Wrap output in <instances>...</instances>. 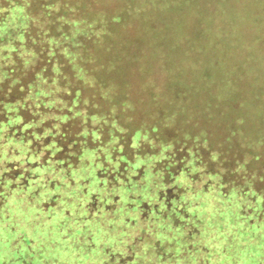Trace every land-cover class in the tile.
Masks as SVG:
<instances>
[{
  "label": "trees",
  "instance_id": "16d2710c",
  "mask_svg": "<svg viewBox=\"0 0 264 264\" xmlns=\"http://www.w3.org/2000/svg\"><path fill=\"white\" fill-rule=\"evenodd\" d=\"M226 3L232 6L233 1L0 0V145L9 143L11 149L15 147L19 152L26 148L29 154L37 153L41 145L38 138L52 126L51 115L68 117L66 122L58 124V129L71 141H76L79 135L72 129L84 121L89 126L87 131L103 132L105 128V133L109 128V135L116 136L117 143H123L117 130L121 133L123 120L134 115L130 118L134 121L129 124L132 134L125 144L131 145L136 128L144 125L148 130L156 125L159 131L154 139L149 137L146 143L147 136L139 135L135 145L138 148L150 145L152 149L148 150L153 156L141 159L138 148L125 146L130 158L128 165L123 166L115 163L119 159L117 155L107 151L103 170L119 174L110 183H124V178L139 183L143 190H137L133 197L144 199L141 195L154 188L159 197L152 200L148 196L141 209L155 207L156 203L163 208L174 205L185 212V208L191 211L197 205L200 214L192 212V215L201 220V235L211 241V228L206 231L204 228L208 212L202 207L204 200L198 196L216 184L223 187V194L234 186L239 200L241 192L252 191L249 206L242 208H250L256 216L261 213L264 217V179L253 171L257 166L254 161L259 158L252 156L255 149L244 150V145V151L236 152L231 146L235 137L229 136L230 128L220 134L215 120L221 112V105L218 110L217 104L220 101L207 92V86L216 85V76L203 67L208 61L200 57L202 52L210 50L229 55L244 44L240 36L243 37L245 30L236 37H226L227 27L212 19L220 9L218 17L227 13ZM263 10L255 6L253 16L262 15ZM253 29L251 26L250 33ZM202 30L213 31L218 38L205 37ZM140 33L146 38H141ZM152 35L154 39L150 43ZM251 37L264 39L260 31ZM148 45L155 46L151 53ZM258 46L253 44L254 48ZM182 60L188 67L181 66ZM138 63L143 82L139 91H133L132 84L139 79L134 73ZM152 63L157 67L152 69ZM109 78L113 80L106 84ZM201 78L206 81L202 82ZM120 83H125L124 95L116 87ZM233 92L229 87L220 96L222 102L230 101L222 109L226 120L244 110L229 99ZM153 103L158 107L157 117L149 121L144 111L154 112ZM77 116L81 117L75 119L78 122L69 120ZM45 117L47 120L41 125L37 120ZM164 118L187 126L189 135L175 139L173 134L162 133L169 128ZM123 135L127 137L126 133ZM26 136L32 137V142H27ZM210 148L214 152L212 157ZM80 150L74 155V164L80 163L79 156H83V161L87 159ZM54 153L51 148L47 155ZM243 153L251 156L245 157ZM106 160L113 163L107 164ZM96 161L102 162L98 157ZM149 164L158 167L146 175L144 167ZM199 174L207 178L198 187L194 184L202 183L195 178L197 175L200 179ZM218 226L223 235L229 229L226 221Z\"/></svg>",
  "mask_w": 264,
  "mask_h": 264
},
{
  "label": "rangeland",
  "instance_id": "374dc122",
  "mask_svg": "<svg viewBox=\"0 0 264 264\" xmlns=\"http://www.w3.org/2000/svg\"><path fill=\"white\" fill-rule=\"evenodd\" d=\"M232 1V6L225 4V15L218 17L220 9L212 19L227 27L226 37H236L245 30L243 37L240 36L244 44L229 55L223 56L220 51L210 50L202 52L200 57L208 61L203 67L216 76V85L207 86V92L220 101L217 104L218 110L221 105V112L215 119L220 134L228 132L230 128L229 136L235 137L231 146L236 152L255 149L252 156L259 159L254 161L257 166L253 171L264 179V39L251 37L258 31L264 36V10L262 15L253 16V8H264V1ZM251 26L254 29L250 33ZM202 33L210 39L218 38L213 31L204 30ZM140 37L146 38L141 33ZM153 39L154 35L149 42ZM255 43L259 44L257 48L253 47ZM154 48L148 45L149 53ZM5 57L2 55V58ZM181 66L188 67V64L182 60ZM150 67L153 69L157 66L152 63ZM134 71L139 79L132 84V90L139 91L143 82L139 63ZM199 76L202 77V73ZM195 78L199 79L198 76ZM112 80L109 78L105 83ZM201 81L206 80L201 78ZM116 87L124 95L125 83L116 84ZM229 87L234 91L229 99L243 106L244 110L235 112L233 117L226 120L222 109L230 101L222 102L220 96L223 97ZM156 105L153 103L152 108H156ZM140 107L141 104L138 111H141ZM157 108L154 112L144 111L149 121L156 119ZM126 118L129 121L123 120L122 132L117 130L123 143H117V137L109 135V128L105 133V128L103 132L87 131L89 126L82 120L83 126L72 129L79 135L76 141H71L58 129V124L66 122L68 117L51 115L49 120L52 126L38 138L41 145L37 153L29 154L26 148L19 152L15 147L11 149L9 143L0 145V264H264V217H261V213L256 216L250 208H242L249 206L252 191L241 192L243 194L239 198L242 199L239 200L236 198L238 189H234V186L223 194V187L215 184L210 185L204 195L199 194L198 198L204 200L202 207L208 212L205 231L212 230L209 235L211 241H206V236L201 235V220L192 215V212L200 214L199 206L196 205L191 211L185 208L188 217L174 205L163 208L155 203V207L141 209L145 198L149 196L156 200L159 197L154 188L143 193L142 199L133 197L143 187L133 183L132 178H124V183H110V180L116 181L120 176L103 170L106 152L111 151L119 157L116 164L128 165L130 152L127 153L125 146L138 148L135 145L139 135L147 136L148 143L149 137L154 139L159 131L156 125L148 130L141 125L133 131L132 146L127 145L128 136L132 134L129 124L134 121H130V118H134V115ZM75 119L81 117L69 120L78 122ZM46 120L45 117L37 121L42 125ZM163 121L169 122V128L162 133L173 134L175 139L189 135L187 126L171 119L164 118ZM240 122L242 126H239ZM174 130L176 132H172ZM161 139L159 141L162 142ZM32 140V137L26 136L27 142ZM51 148L55 153L47 155ZM78 148L87 159L83 161V156H79L80 163L74 164ZM148 149L152 147L144 145L138 148L141 159L153 156ZM210 151L209 156L212 157L214 152L211 148ZM243 154L245 157L251 156ZM97 157L102 162L96 161ZM12 163L14 166H11ZM110 163L113 160L107 161V164ZM154 167L157 169L158 165ZM154 167L149 164L144 167V173L148 175L155 170ZM127 176L132 177V174L127 173ZM199 176L200 179L197 175L195 178L197 182L202 180V183L194 184L198 187L207 178ZM149 187L150 184L146 185L148 190ZM125 194L129 197H125ZM222 221L229 225L224 235L218 226Z\"/></svg>",
  "mask_w": 264,
  "mask_h": 264
}]
</instances>
